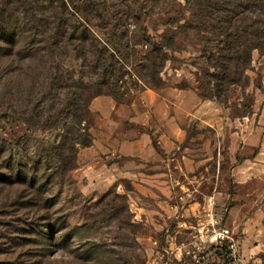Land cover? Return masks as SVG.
<instances>
[{"label": "rangeland", "instance_id": "374dc122", "mask_svg": "<svg viewBox=\"0 0 264 264\" xmlns=\"http://www.w3.org/2000/svg\"><path fill=\"white\" fill-rule=\"evenodd\" d=\"M80 1L74 0L76 4ZM93 1L99 4L102 12L103 6L116 10L122 3L128 2L139 17L137 20L115 21L105 16L90 21L107 55L112 57L103 91L108 90L124 103H131L145 89H158L141 73L140 64L149 63L146 59L158 63L149 50L150 43L161 47L165 57L159 75L166 82V87L192 89L203 94L211 92L213 87L207 73L215 69L207 63V57L211 53L215 59L221 58L231 42L225 34L233 31L228 30L227 19L218 20V8H229L235 1ZM239 11H243L242 7ZM239 38L237 43V39L232 41L233 46L240 45L244 40ZM62 64L69 70L78 71L80 68V61L71 52L64 57ZM150 72H154L153 66ZM238 73V83L231 85L227 94L221 97L227 99V105L219 104L223 107L214 118L220 136L225 134L226 128H230L225 124L226 118L219 119L224 116L223 112L228 118L251 115L253 105L264 103V50L254 48L251 59L239 67ZM91 78L97 79L93 75ZM9 80L11 84L18 81L15 75ZM11 84L8 83L5 92H0V138L6 141L7 155L19 162L37 160L40 154L45 155L44 152L50 157L54 145L61 140L62 129H50L42 124L37 126V117L31 111L34 102L28 108L22 103L25 81L18 93L11 88ZM95 91L89 93V99L93 98L91 96ZM17 99L22 102H17ZM85 112L86 121L81 127H87L94 118L93 111L88 109ZM202 151L205 153V150ZM213 167L214 163L206 169H201L199 165L195 175H169V187L157 195L138 189L145 188L146 177L142 174L137 178L120 176L108 187L88 191L75 177L76 168L54 175L52 183L32 190L33 199L27 195L31 192L28 185L2 186L0 264H150L164 254V248L172 241L182 243L188 240V232L192 229L187 226L196 224L199 219L207 222L208 218H216L215 227H224L232 201H220L226 195L224 192L225 195L218 193L214 197L215 203H209V196L216 193L210 185L217 180L227 183L229 193V176L225 173L216 177L212 173ZM134 168L142 172L146 169L144 164ZM136 183L142 186L137 188ZM41 184H44L43 181ZM187 193L190 195L185 201L178 199L180 194ZM42 196L54 199L49 209L51 218L46 217V209L37 208V204L31 205L39 202ZM253 220L254 225H247L249 230L251 227L260 236L257 240L249 239L243 243L245 233L241 228L233 230L240 241L241 252L244 244L250 248L259 243L262 249L255 253L256 260L242 256L241 264H264V217ZM178 222L187 224L180 225Z\"/></svg>", "mask_w": 264, "mask_h": 264}, {"label": "trees", "instance_id": "16d2710c", "mask_svg": "<svg viewBox=\"0 0 264 264\" xmlns=\"http://www.w3.org/2000/svg\"><path fill=\"white\" fill-rule=\"evenodd\" d=\"M233 1L229 8H218V20L227 19L228 30L233 31L225 34L231 42L224 54L221 52L223 56L215 59L209 53L207 57V63L215 69L207 73L213 89L209 94L198 92L202 98L213 99L221 105H227V99L221 97L231 85L238 83V69L251 59V51L254 48L264 50V0ZM98 5L93 0H82L78 4L74 0H0V92H5V87L11 84L9 78L15 75L18 81H14L11 88L17 93L25 90L23 102L16 101L27 108L34 102L31 111L37 117V126L42 124L63 131L50 157L44 152L45 155L40 154L37 160L29 162H19L7 155L6 141L0 138V187L28 185L31 192L27 195L33 199L32 190L52 183L54 175L77 168L78 149L92 144L91 123L81 127L92 99L109 95L117 102H124L116 94L102 90L107 85L112 57L107 55L90 21L105 16L115 21L139 17L128 2L116 10L103 6V12ZM240 7L243 11H239ZM239 37L244 40L233 46L232 41L237 39V43ZM148 45L158 63L146 59L149 63L140 64L141 73L161 88L166 85L159 75L165 57L161 47ZM69 52L80 61L78 71L62 64ZM152 66L153 73L150 72ZM91 75L97 79H89ZM22 80L25 85L19 90ZM93 90H96L93 98L89 99ZM44 197L31 205L46 209V217L51 218L49 209L54 199Z\"/></svg>", "mask_w": 264, "mask_h": 264}, {"label": "crops", "instance_id": "0c3cea01", "mask_svg": "<svg viewBox=\"0 0 264 264\" xmlns=\"http://www.w3.org/2000/svg\"><path fill=\"white\" fill-rule=\"evenodd\" d=\"M221 107L217 101L204 99L192 89L166 85L156 90L145 89L131 103L99 95L89 105L94 113L89 129L93 141L78 149L74 175L85 190L92 191L108 187L117 177L137 178L142 174L146 177L145 188L139 183L135 187L142 186L138 189L157 195L169 187V175H195L199 165L206 169L214 163L212 173L216 177L225 173L229 176L230 192L227 183L211 182L210 187L216 193L209 196V203H215L218 193L226 192L220 201L230 199L232 206L224 226L232 230L241 228L245 233L243 243L249 239L255 241L260 236L251 227L249 230L247 224L254 225L253 218L264 217V103L253 105L251 115L228 118L223 112L219 119L226 118L225 124L230 128L220 136L214 118ZM142 164L145 172L134 168ZM189 195L180 194L182 198L178 196V199L185 201ZM207 220L199 219L187 226L192 229L188 232L189 239L182 243L172 241L152 264L177 261L178 247L189 242L198 231L216 226V218ZM242 248L241 255L253 260L257 259L255 253L262 250L259 243L250 248L244 244ZM216 258L218 255L211 251V259Z\"/></svg>", "mask_w": 264, "mask_h": 264}, {"label": "built area", "instance_id": "2783aa9c", "mask_svg": "<svg viewBox=\"0 0 264 264\" xmlns=\"http://www.w3.org/2000/svg\"><path fill=\"white\" fill-rule=\"evenodd\" d=\"M239 242L236 233L226 226L204 228L189 242L178 247L177 261H163L162 264H241ZM211 251L218 255V258L212 260Z\"/></svg>", "mask_w": 264, "mask_h": 264}]
</instances>
